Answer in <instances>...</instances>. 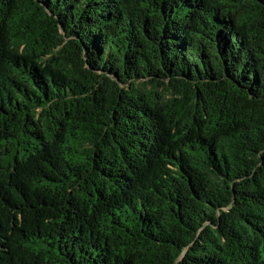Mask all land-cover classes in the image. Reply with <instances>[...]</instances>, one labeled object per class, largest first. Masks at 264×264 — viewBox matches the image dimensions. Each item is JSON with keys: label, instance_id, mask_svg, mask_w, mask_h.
Returning a JSON list of instances; mask_svg holds the SVG:
<instances>
[{"label": "trees", "instance_id": "16d2710c", "mask_svg": "<svg viewBox=\"0 0 264 264\" xmlns=\"http://www.w3.org/2000/svg\"><path fill=\"white\" fill-rule=\"evenodd\" d=\"M0 264H264V0H0Z\"/></svg>", "mask_w": 264, "mask_h": 264}]
</instances>
